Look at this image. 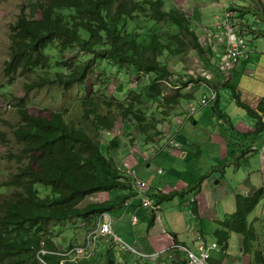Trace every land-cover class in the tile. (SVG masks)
<instances>
[{"label":"trees","instance_id":"16d2710c","mask_svg":"<svg viewBox=\"0 0 264 264\" xmlns=\"http://www.w3.org/2000/svg\"><path fill=\"white\" fill-rule=\"evenodd\" d=\"M28 1L33 2V13L23 9L10 25L5 74L13 79L15 74L41 71L40 76L25 83L28 90L51 82L63 91L75 84L85 90L87 78L94 75L92 84L96 88L91 86L89 91L77 95L80 114L76 115L69 108H54L48 113L30 111L23 97L16 104L20 119L13 132L19 147L5 153L15 164L1 183L7 194L0 200V264H149L143 255L122 248L114 240L122 254L113 247L100 253L99 245L97 250L87 249L79 254L74 248L83 245L80 243L61 248L52 238V231L56 222L76 217L91 222L90 231L97 226L101 213L111 211L134 191V177L113 152L107 155L103 147L102 136L113 131L118 117L131 121L128 131L137 125L147 142L156 141L164 134L158 128L161 120L168 119L183 100L194 99V90L201 85L206 93L218 90L212 105L224 117L225 112L219 107L218 83L212 77L197 70L173 71L162 59L165 51L177 55L195 48L207 68L211 63L207 59L210 42L205 39L204 43L187 13L166 0ZM232 6L242 14L246 12L244 8L264 13V0ZM140 19L161 23L166 29H148ZM121 70L127 80L133 78L138 83V87L128 88L124 97L114 92L112 83ZM224 85L231 88L235 101L256 117L253 132L264 131V100L254 107L243 99L232 81L227 79ZM0 137L8 144L3 131ZM100 171L106 174L104 178ZM200 184L198 181L189 190L200 189ZM115 188L125 192L81 205L89 195ZM159 192L158 200L152 198L154 203L160 204L176 194L185 195L188 190ZM263 193L264 187L235 191L234 210L218 220L221 226L214 230L219 244L214 250L224 249L227 253L230 233L238 232L244 238L242 250H255L257 261L264 264L261 248L256 246L257 229L248 219ZM150 209L153 216L149 227L156 219V210ZM193 210L198 213L196 202ZM175 244H182L176 236ZM126 251L135 254L137 261L121 258ZM169 253L168 264H196L186 249L176 247Z\"/></svg>","mask_w":264,"mask_h":264},{"label":"rangeland","instance_id":"374dc122","mask_svg":"<svg viewBox=\"0 0 264 264\" xmlns=\"http://www.w3.org/2000/svg\"><path fill=\"white\" fill-rule=\"evenodd\" d=\"M201 1L203 0H199L198 2H195V0H166L167 4L176 5L183 12L187 13L192 21V25L196 29H198L201 24L210 23L211 19L209 18L211 16L223 13L224 11L223 8H220V10L219 8H215L211 10L209 14L206 12L208 8L206 9L205 6L209 7L211 4L218 5L224 1V6L226 7L231 0H229L228 3L227 0H205V3ZM32 4L33 2L28 0H0V131H3L6 134V138L9 139L8 144H5L0 137V200L7 194L6 187L2 186L1 183L7 178L8 173L15 164L5 157V153L8 149H15V151H17L19 147V144L15 142V135L13 132L14 124H17L20 119L19 108L16 104L19 103L23 97V101L26 102L30 111L48 113L50 109L54 108H69L70 111H73L72 113L76 115L80 114L78 102L76 103L79 99L77 95L80 93L84 94L85 90L89 91L91 86L93 89L96 88L92 84V80H95L94 75L87 78L84 86L85 90H82L80 84H75L71 89L63 91L60 86L56 85L57 83L53 84L51 82L28 90L25 83L32 82L35 77L41 75V71L33 75L15 74V78L13 79L5 74L4 63L9 56L10 25L17 19L23 9L26 10L28 14H32ZM198 6H202L203 8V18L201 17ZM211 12H214V14H211ZM37 13H39V11ZM206 15H209L208 20L205 19ZM256 15H259L261 18L260 23L262 30L260 31V37L255 36L253 32L246 33V38L251 47L254 49L256 48L250 57L251 61L247 62L246 60H242L239 63L237 62L235 67L230 65V72L234 71V73L229 79L233 81L234 77H236L234 84L239 87L243 99L254 107L257 106V103L261 99L264 100V13H256ZM139 22L148 29L153 27L159 28L158 30L160 31L166 29L163 24H155L152 20L140 19ZM245 29L247 32L249 31L247 28ZM163 38L165 39L166 37L164 36ZM202 38L204 43H206L207 41H205L203 35ZM208 46H210V44H208ZM195 51V48H189L185 53L177 55L165 51L162 59L167 62L173 71L193 73L192 70L198 71L202 67V62L199 60ZM213 59L215 63H220L219 60H215V57H211L212 61ZM214 62L208 64L207 70L211 72V77L213 79H217L218 75L221 73L218 68L220 65H216ZM244 69H247L248 72L243 73ZM216 71L220 73H215ZM225 72L228 74L227 71ZM49 73L52 72L49 71ZM8 78L10 80H8ZM112 83L115 87L114 92L120 97L126 95L128 88L138 87L137 80L133 78L127 80L122 70L116 74ZM205 90L206 89H204L202 85L200 88L195 89L194 99L183 100L182 106L180 105L178 107L179 109H174L168 119L164 118L159 123L158 128L161 129L160 131L164 134L159 136L158 139L166 137V134L180 132L181 130V134L185 136L183 140L169 142L168 139L164 138L159 142L155 140L153 142H147L137 125H133L131 128L132 130L128 131L127 128L131 125V121L123 117L117 118L116 127L111 133L106 131L104 136H102L105 153L110 155L111 152H113L119 161L125 159V162H128V166L135 172V175H133L134 179L140 178L144 180L149 185L147 189L149 190L151 188L149 191L140 189V191L135 192V194L131 192L134 196L137 195L142 198L144 194L149 195L150 192L151 197L154 200H158L159 194H161L157 191L158 186L163 187L166 192L175 189L188 190L185 195L176 194L172 198L164 199L161 201L162 205L160 209L155 212H159L158 222L159 225L162 224L166 233L177 230L181 238L187 242L190 248L199 254H202V251L198 248V245L194 244V238H196V235L201 234L200 226L205 227V230L202 229L201 231H204L208 241L212 242L217 239L214 236V223L211 222L212 225L209 223L210 216L209 218H202L195 215L196 213L193 210L192 203L194 195L197 193L189 190L192 185H195L198 181L201 183L200 185H202L203 180H205L204 174L209 175L217 170L223 172L224 176L231 184H236L239 181V185H245L247 183V176L252 169L256 170L262 166L264 174V131L259 133L253 132L256 128V117L251 115L247 108L239 105L235 101L230 87L223 85L219 98V106L227 114L228 118H222L221 121L220 114L213 108V99L206 104L200 102V97ZM207 92L212 94L209 90ZM166 93L169 92L166 91ZM192 103L197 107V110L193 114L198 122H195L194 117L189 118L188 115V108ZM182 110L187 112L183 114ZM158 112L159 110L156 109V114H158ZM261 112L264 117V109H262ZM113 141L116 143L114 142L112 147L111 144ZM157 144L162 148V151L153 158L151 165L142 162V160H140V157H142L141 155L153 156L156 152L155 146ZM254 146L258 149H255ZM248 147L251 150L250 154L246 157L244 150L248 149ZM9 163H11L12 167L9 166ZM160 167L164 169L162 172L159 171ZM99 174L102 178L106 176L104 171H100ZM220 177L219 175L218 178ZM218 182L219 181H217V184ZM214 183L215 182L212 181V184ZM211 186L210 183V187ZM137 187L138 186L135 188ZM219 191V187L216 186V192L209 190L205 195H207L211 202L219 196ZM124 192L125 189L116 188L108 191H98L89 195L81 205H86L89 202H100L105 199H112ZM229 198L231 201V197ZM196 199L203 201L206 197L200 196L199 198L198 195ZM223 200L224 202L218 205L219 212L222 214L229 210L227 207L229 203L228 197ZM128 203L129 200L127 203L114 205L111 208V213L114 218V228L116 232L124 240L136 245L138 236H147L148 226L153 216V211L144 205H140L138 208L136 207L137 211L132 215L131 219L127 218L128 215L120 216L126 211ZM180 203L182 204L179 207ZM189 207H192V209ZM133 216L141 218V222L134 224L132 222ZM255 216H258V219H255ZM248 217L249 221L257 229L258 240L256 241V246L261 248L260 250L264 257V193L256 207L249 213ZM93 222H95V220H93ZM55 225L56 227L52 231V238L59 243V247L65 249H68L71 243L86 245L88 230L90 227H93L91 222L85 221L81 217L66 219L62 223L56 222ZM156 232L160 233L159 230ZM188 232L191 233V236L188 235ZM235 233H233L232 238L229 240L230 247L228 251L230 256H228V258L226 257L227 253L224 249H221V251H216L220 258H213V254L210 253L207 255V260L211 264H237V261L240 264H262L258 262L255 257V250L248 252L242 250L241 245L243 243H238L235 240ZM174 234L175 232L172 233L173 236ZM191 237H193V240H191ZM97 243L96 246L99 245L98 250L96 249L97 251L103 246L102 243H105V247H113L118 254H122L121 248L113 242L112 236L105 237L104 241L99 237ZM169 244L170 245L167 247L160 249L162 253L161 257L166 255L168 260L171 258L169 254L170 249L172 250L177 247L175 242ZM179 247L185 249L184 244ZM166 250H169V252ZM125 253L126 254L121 255V258L127 261H137L135 254L127 251ZM97 254L98 252L95 253V255ZM155 256L156 255L151 257L144 256V258L150 262L149 264H156V262L162 260L161 257L156 260L154 258ZM164 264H168V261Z\"/></svg>","mask_w":264,"mask_h":264},{"label":"crops","instance_id":"0c3cea01","mask_svg":"<svg viewBox=\"0 0 264 264\" xmlns=\"http://www.w3.org/2000/svg\"><path fill=\"white\" fill-rule=\"evenodd\" d=\"M199 1V0H198ZM197 0H195V2H198ZM252 1V0H251ZM202 3H205V0H203V1H201ZM229 2V0H227V3ZM241 2V3H240ZM239 2V4H242V5H246V4H248L249 3V0L247 1V0H243V1H240ZM200 5V4H199ZM205 5V4H204ZM205 8L207 9V11L206 12H208L209 14H210V11L211 10H214L215 8H219V10H220V8H223V9H225V6H224V1H222V3H220V4H218V5H214V4H211L209 7H206L205 6ZM198 9L200 10V12H201V17L203 18V15H202V12H203V8H202V6H198ZM244 10H246V12H244V14H242L239 10H236L237 11V14L238 15H241V16H243L245 19H247V20H252L255 16H259V15H256V13H255V11L254 10H248V9H246V8H244ZM247 11H249V12H247ZM215 12V11H214ZM214 12H211V14H214ZM208 16L209 15H206L205 16V19L206 20H208ZM214 17L215 16H211L209 19H211V22L210 23H204V24H201L200 26H199V31L202 33L201 34V36L203 35L204 37H205V39L207 40V39H209V37H210V39L211 38H213L214 37V43H215V47L214 48H211V45L208 47V51H207V59H209V61H211V62H214V59H213V61L211 60V57H215V60H218L219 58H220V55H221V53H222V51L224 50V48H225V38H224V36H221V37H217L216 35H215V33H214V25H215V21H216V18L214 19ZM206 20H204V21H206ZM210 28V29H209ZM260 29L262 30V28H261V26H260ZM261 30H249L248 31V33H251V32H253V33H255V36H257V37H260V31ZM207 31H210V32H212V34L210 35V34H208L207 33ZM247 33V34H248ZM209 35V36H208ZM203 39V38H202ZM209 44V43H208ZM251 46V45H250ZM253 48V47H252ZM256 49V48H255ZM255 49L253 48V52L255 51ZM253 54V53H252ZM247 62H249V61H251V58L249 57L248 59H245ZM215 63V62H214ZM213 64V63H212ZM216 65H220L221 63H215ZM215 64H213V65H215ZM236 66V65H235ZM234 66V67H235ZM219 68V67H218ZM236 71V70H235ZM225 72V71H224ZM248 71H247V69H244V72L243 73H247ZM215 73H220V72H218V71H216ZM231 73V75L234 73V71H232V72H230ZM235 75V74H234ZM220 78V79H219ZM226 78V74H224V73H220L219 75H218V77H217V79H213V82H216V83H218V87H219V91H220V95H221V88L223 87V85H224V83L227 81V79H225ZM236 80V77H234V80L232 81V83H235L234 81ZM227 87V86H226ZM238 89H239V87H238ZM240 90V89H239ZM182 103H183V101H182ZM182 106V105H181ZM220 107V106H219ZM179 109V108H178ZM183 111V114L185 113V111L184 110H182ZM178 114H179V110H178ZM191 118L192 117H194V120H195V122H198V120L195 118V116H194V114L193 115H191L190 116ZM189 117V118H190ZM224 117H226V118H228V116H227V114L226 113H224ZM224 117H222L221 116V121H222V118L223 119H225ZM181 119H182V117H181ZM180 119V120H181ZM172 120H173V118H172ZM189 120V119H188ZM188 122V121H187ZM180 123H181V121H180ZM171 124H172V122H171ZM181 129H182V127H181ZM176 134H178V135H176ZM164 138H166V139H168V141L169 142H172V141H178V140H183V138H185V136H183L182 134H181V130H180V132H174V133H170V134H166V137H164ZM164 138H162V139H158L157 138V140L156 141H160V140H163ZM157 142V143H158ZM170 144V143H169ZM254 148L255 149H257V147H255L254 146ZM250 148L248 147V149H245L244 150V154H246V157L250 154ZM155 153L153 154V156L152 155H147V156H143V155H141L142 157H140V160H142V162H144L145 164H147V165H151V161L153 160V158L155 157V156H157L161 151H162V148L159 146V144H157L156 146H155ZM128 158V157H127ZM140 160H139V163H140ZM128 162H125V159H121L120 160V164H121V166L125 169V170H127V171H129V173L133 176V175H135L134 173H133V169H131V167H129L128 166V164H127ZM227 163V162H226ZM225 164V163H224ZM223 164V165H224ZM263 164V163H262ZM231 167H232V165H231ZM221 176L220 178H218V176ZM134 177V176H133ZM212 179V180H211ZM247 179H248V181H247V183L245 184V185H239V181L236 183V184H231L230 182H229V180L224 176V173L223 172H221L220 170H217V171H214V172H212V174H209L207 177H205V180H203V182H202V185L200 186V189H195V190H192V191H194L195 193H197V194H195L194 195V198H193V202H196L197 203V208H198V213L197 214H195V215H198V216H200V217H202V218H209V216H210V224L212 225V223L211 222H213L214 223V230L217 228V227H220L221 225L218 223V220H221V219H223L224 217H225V215H227V214H229L230 212H232L233 210H234V208H235V201H234V194H235V191H237V190H242L243 192H249L250 190H252V189H257V188H259V187H264V174H263V171H262V166H261V168H259V169H252L251 170V172H250V174H248V176H247ZM212 181H214L215 183L214 184H212ZM217 181H219L218 182V184H217ZM135 183V182H134ZM210 183H211V187H210ZM216 186L217 187H219V189H220V191H219V196H217V198L216 199H214L213 201H209V199H208V197H207V195H205V193L208 191L209 192V190H212L213 192H216ZM135 187H136V184H135ZM151 189V188H150ZM149 189V190H150ZM146 191H149L148 189H145ZM140 190L138 189V188H135L134 189V194H135V192H139ZM157 191H165V189L163 188V187H161V186H158L157 187ZM132 192V193H133ZM134 194H129L128 195V197L124 200V202H122V203H127L128 202V200H129V203L127 204L128 206H127V209H126V211L125 212H123L120 216H127L128 215V219L130 218H132V215H134L135 213H136V211H137V208H138V206H140V205H142L141 204V200H140V198L141 197H138L137 195L136 196H134ZM207 194V193H206ZM210 194V193H209ZM199 195V198H200V196H205L206 197V199H204L203 201H199L198 199H196L197 198V196ZM144 196H149V197H151V195H150V192H149V195H146V194H144L143 196H142V198L144 197ZM228 197V201H229V203L227 204V207L229 208V210L228 211H225L223 214L221 213V212H219V209H218V205L219 204H221V203H223L224 202V200L223 199H225V198H227ZM229 197H231V201H230V198ZM141 198V199H142ZM152 198V197H151ZM153 200V199H152ZM198 200V201H197ZM199 202V203H198ZM210 202V203H209ZM182 203H180L179 204V207H180V205H181ZM193 204V203H192ZM162 204L160 203V206H161ZM192 206V205H191ZM137 207V208H136ZM136 208V209H135ZM190 209H192V207H189ZM134 209V210H133ZM230 209H231V211H230ZM125 210V209H124ZM133 210V211H132ZM156 211H158V210H156ZM201 211V212H200ZM111 212V211H110ZM212 212V213H211ZM158 213L159 212H155V214H156V219H155V222H154V224L152 225V226H148V234H147V236H145V235H143V236H138L137 237V243H136V246L140 249V250H142V251H147V252H149V251H160V249H163V248H165V247H167L168 245H170L169 243H171V242H175V236L180 240V242H182V244H186L189 248H190V246L187 244V242H185V240H183V238H181V236L179 235V232L177 231V230H174L173 232H175V234H174V236L172 235V233L173 232H170V233H166V231L164 230V228H163V226H162V224L161 225H159V222H158ZM206 216V217H205ZM255 219H258V216H255ZM214 220V221H213ZM113 221H114V218H113ZM133 222V221H132ZM141 222V218H139L138 217V221L136 222V223H134V224H138V223H140ZM202 222V221H201ZM207 223V222H206ZM208 224V223H207ZM113 225H114V223H113ZM115 229V228H114ZM205 230V227L204 226H200V233L201 234H199V235H196V238H194L195 239V241H194V244L195 245H198V247H199V241L200 240H204V241H207V242H211V241H208L206 238V236H205V233H204V231H201V230ZM159 230V232L160 233H157L156 231H158ZM116 231V230H115ZM161 231H163V232H161ZM193 233V232H192ZM233 233H235L234 231L233 232H231L230 233V236H229V240L232 238V236H233ZM188 235H190L191 236V233H189L188 232ZM235 240L238 242V243H243V235L241 234V233H238V232H236L235 234ZM215 236V235H214ZM183 237V236H182ZM102 240L104 241V239L102 238ZM191 240H193V237H191ZM181 244V245H182ZM184 244V245H185ZM102 247H101V249L99 250V252L101 253V251L103 250V251H105L106 249H108L107 247H105V243L103 244L102 243ZM242 246V245H241ZM229 247H230V241H229V245H228V249H229ZM191 249V248H190ZM228 249H227V255H226V257L228 258V256H230V253H229V251H228ZM167 252H169V250H166ZM217 250H213L212 251V256H214L213 258H216V259H218V258H220L217 254H218V252H216ZM162 254V253H161ZM161 254L157 257V258H155L156 260H158V258H160L161 257ZM170 254V253H169ZM161 259L162 260H159L158 262H156V264L158 263V264H164V263H166L167 261H168V263H169V260L167 259V256L166 255H163L162 257H161ZM224 261H225V259H224ZM152 262H154V261H152ZM237 264H240L238 261H237Z\"/></svg>","mask_w":264,"mask_h":264},{"label":"built area","instance_id":"2783aa9c","mask_svg":"<svg viewBox=\"0 0 264 264\" xmlns=\"http://www.w3.org/2000/svg\"><path fill=\"white\" fill-rule=\"evenodd\" d=\"M242 0H231L230 3L225 7L223 13L215 15L216 21L214 25V33L217 37L224 36L225 38V48L222 51L220 58L219 69L222 73L226 74V78L230 79V65L235 66L236 63L248 59L251 57L253 53V48L250 46L249 41L246 38V31L245 28L248 30H258L261 26V18L260 16H255L252 20H247L243 16L238 15L237 11L233 9L232 4H237ZM208 34H212V32L207 31ZM209 36V35H208ZM210 42L211 48L215 47L214 37L207 39ZM198 56V55H197ZM199 60L202 62V67L198 70L199 72L211 77V72L205 68V64L198 56ZM229 64V65H228ZM195 71V70H192ZM224 71H227L228 74ZM212 94L204 92L200 97V102L202 104H206L210 102L212 99L213 101L217 97L218 90L211 89ZM243 97V95H242ZM197 110L195 104H191L188 108V115L193 114ZM187 112V111H186ZM164 169L162 167L159 168V171L162 172ZM135 174V172L133 171ZM137 188L140 189H147L148 183L140 178H136L135 180ZM142 205L152 208L155 210H159L161 207L160 204L154 203L152 198L149 196H144L142 198ZM132 221L136 223L138 221L137 216H133ZM113 215L110 211H104L98 217L97 226L88 231L87 236V244L86 245H79L76 246L74 249L80 254L85 250H93L96 249V245L98 244L99 237L101 236H112L113 240L118 243L122 248L139 253L146 257H151L156 255L154 258H157L161 251H154V252H145L140 250L135 244L129 243L128 241L124 240L114 229L113 225ZM177 248L181 246L180 244H175ZM219 246L216 240L212 241L211 243H205V241H199V249L202 251V254L196 253L194 250L190 249L186 245L184 248L189 251L192 260L196 264H211L207 260V255L212 253L214 249H217ZM180 248V247H179Z\"/></svg>","mask_w":264,"mask_h":264},{"label":"clouds","instance_id":"9594fccd","mask_svg":"<svg viewBox=\"0 0 264 264\" xmlns=\"http://www.w3.org/2000/svg\"><path fill=\"white\" fill-rule=\"evenodd\" d=\"M245 60V59H244ZM215 101V100H214ZM183 112V111H182ZM186 113V112H185ZM191 115H193V114H191ZM191 115H189V117L191 116Z\"/></svg>","mask_w":264,"mask_h":264}]
</instances>
